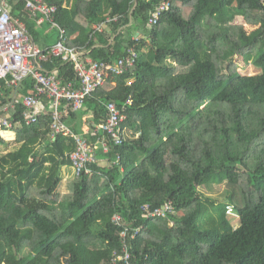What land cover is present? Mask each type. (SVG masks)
<instances>
[{
	"label": "trees",
	"instance_id": "obj_1",
	"mask_svg": "<svg viewBox=\"0 0 264 264\" xmlns=\"http://www.w3.org/2000/svg\"><path fill=\"white\" fill-rule=\"evenodd\" d=\"M44 1L57 7L66 46L106 63L129 49L138 54L132 68L105 78L84 110L68 113L66 127L95 144L105 104L132 103L125 106L122 145L96 153L110 165L93 164L91 175L73 174L71 181L62 168L71 167L75 144L51 137L49 114L15 131L14 148L0 156V235L10 243L0 241V264H60L65 255L76 264H107L124 227L137 230L134 239L127 236L132 264H264V0H73L69 9L63 0ZM164 1L169 9L149 26ZM10 11L40 43L23 5ZM245 11L259 23L249 34L237 23ZM106 16L119 19L95 33L91 26ZM134 28L141 37L134 38ZM236 57L258 74H242ZM43 67L63 84L75 76L58 58ZM32 88L29 78L18 92ZM21 112L11 113L18 119ZM88 114L84 135L79 123ZM8 147L0 136V149ZM220 184L224 201L199 191ZM168 202L173 212L165 217L140 210ZM196 210L203 215L197 222ZM228 211L238 218L236 228ZM115 214L121 226L112 223Z\"/></svg>",
	"mask_w": 264,
	"mask_h": 264
},
{
	"label": "built area",
	"instance_id": "obj_2",
	"mask_svg": "<svg viewBox=\"0 0 264 264\" xmlns=\"http://www.w3.org/2000/svg\"><path fill=\"white\" fill-rule=\"evenodd\" d=\"M18 3L23 5V10L31 17L37 18L40 23H48L50 29L58 32V41L55 44L41 49L33 42L24 22L11 14V4ZM169 7V1L156 6L148 18V25L155 26ZM56 13L57 7L44 0H0V136L6 140L7 134L15 135L17 129L37 123L47 113L51 118V137L61 134L74 141L75 148L67 155L74 175H91L90 166L98 164V150L107 154L112 147L122 145L124 111L125 106L132 103L131 99L122 108L114 102L105 104L107 118L95 127L102 135L95 144H90L81 135L72 133L63 120L68 113L82 110L86 99L104 84L106 77L121 75L132 68L138 54L134 49H129L124 57L112 63L92 60L83 50L66 46L64 30L55 20ZM118 19L119 16L107 19L104 23L94 25L93 30L101 32L105 24ZM52 58L72 64L74 78L63 84L56 71H47L43 64ZM29 78L33 88L24 95L19 94L22 82ZM18 107L22 108V112L15 119L11 112ZM118 159L117 157L111 164H116ZM140 210L149 218L165 217L167 213L173 212L170 202L154 209L144 204ZM121 222L119 214L112 217L113 224L121 226ZM136 234L137 230L130 232L128 228H123L120 234L121 247L112 253L107 264L133 263L127 236L134 239Z\"/></svg>",
	"mask_w": 264,
	"mask_h": 264
},
{
	"label": "rangeland",
	"instance_id": "obj_3",
	"mask_svg": "<svg viewBox=\"0 0 264 264\" xmlns=\"http://www.w3.org/2000/svg\"><path fill=\"white\" fill-rule=\"evenodd\" d=\"M237 23L241 24L244 27L245 33L249 34L252 31L256 30L259 27V23L252 19L249 15L248 11H245L244 15L242 18H238L237 19ZM49 37L51 40L52 36L55 40H57L58 38V32L55 31H51L49 34ZM54 40L50 41V43H53ZM234 63H236L239 67V69L241 70L240 72L242 74L245 75H257L258 74V70H256L255 68H253L252 66H247V68L243 69L245 67V65L243 64L241 58H235L234 59ZM6 141L9 142V147L7 149H0V156L4 155L8 150L13 149L15 146V135L14 134H7L6 135ZM62 174L64 177V181H71L72 177H73V173H72V169L68 166L63 167L62 168ZM67 184H63L62 186V190L61 191H65ZM225 185L224 184H220V185H213L210 187H206V188H200L199 191L202 194V196H204L205 198H210L213 201H217V202H221L224 201V198H226V194H225ZM230 223L233 225V227H237L239 222H238V218L237 216L231 212L228 211L227 212ZM193 217L195 222L200 221L203 218V215L201 213L200 210H196L193 213ZM0 241H2L6 246H9L10 243L8 242L7 238L4 235H0ZM60 264H76L75 262H73L69 255H65L62 259Z\"/></svg>",
	"mask_w": 264,
	"mask_h": 264
},
{
	"label": "crops",
	"instance_id": "obj_4",
	"mask_svg": "<svg viewBox=\"0 0 264 264\" xmlns=\"http://www.w3.org/2000/svg\"><path fill=\"white\" fill-rule=\"evenodd\" d=\"M72 3H73V0H63V2H62V6H63V8L69 9V8H71ZM25 12H26V11H25ZM19 19H20L22 22H24L21 18H19ZM31 19H32V20L34 21V23L36 24V25L34 26V30H36L37 33L41 35L40 43H36V42L34 41V39L32 38V36L30 35V32H29V30H28V26L26 25L25 22H24V24H25V26H26V28H27V31H28L29 35L31 36L33 42H34L39 48L44 49V48H46V47H49V46L55 44V43L58 41V38H57V40H55V39L53 38V36H52L51 40H49L50 37H49L48 34H49L51 31H55V30L50 29L49 26H47V23H46V22H41V23H40V22L37 20V18H34V17H31ZM107 19H111V17H110V16H106V17H105V21H106ZM105 21H104V22H105ZM94 25H96V24H94ZM94 25L91 26V29H92V30H93ZM104 30L106 31V27H103V30H102L101 32H98V33H102V32H104ZM132 31H134V38H137V37H141V36H142V33H141L137 28H134ZM95 33H96V32H95ZM58 36H59V35H58ZM113 37H114V36L110 37V43H111ZM143 37H145V34L143 35ZM52 40H54L53 43H50V41H52ZM43 47H44V48H43ZM83 51H84V50H83ZM88 53H89V52H86L85 55H88ZM51 72H55V70H54V71H51ZM82 110H84V109H82ZM82 110H81V111H82ZM90 116H91V115L88 114L87 116H83V117H82V120H81V122L79 123L80 133H81V134L86 135V134L89 132L88 121H89V119H91ZM66 117H67V116H66ZM66 117H65V118H66ZM65 124H66V123L64 122V125H65ZM65 126H66V125H65ZM67 128L69 129L68 126H67ZM69 130H70V129H69ZM100 134H101V133H100ZM98 165H99L100 167H106V166H109V163H108L107 159L99 158V159H98ZM70 168H71V167H70ZM71 169H72V168H71ZM72 173H73V170H72ZM73 174H74V173H73Z\"/></svg>",
	"mask_w": 264,
	"mask_h": 264
}]
</instances>
